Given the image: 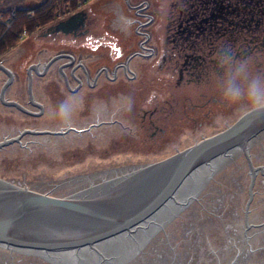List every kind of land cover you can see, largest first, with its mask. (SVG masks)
Here are the masks:
<instances>
[{
    "label": "water",
    "instance_id": "95a60500",
    "mask_svg": "<svg viewBox=\"0 0 264 264\" xmlns=\"http://www.w3.org/2000/svg\"><path fill=\"white\" fill-rule=\"evenodd\" d=\"M84 13L45 28L70 30ZM0 264H264V110L156 159L0 176Z\"/></svg>",
    "mask_w": 264,
    "mask_h": 264
},
{
    "label": "rangeland",
    "instance_id": "374dc122",
    "mask_svg": "<svg viewBox=\"0 0 264 264\" xmlns=\"http://www.w3.org/2000/svg\"><path fill=\"white\" fill-rule=\"evenodd\" d=\"M143 3L141 0H85L75 10L86 7L90 11L91 27L99 31L98 34L106 38L110 32L123 34L133 42L141 36V28L137 25L140 17L136 16V11ZM124 18L134 21L130 27ZM56 20L55 17L53 22ZM44 28L45 25L22 31L13 45L0 51V62L13 72L2 90V97L16 100L27 108L23 110L0 99V139L23 128L36 129L0 143V176L15 180L48 179L146 161L198 137L138 136L134 131L137 121L128 109L131 91L136 92L134 85L127 81L119 88L107 87L113 82L102 72L91 81L95 65L90 68L87 79L91 84H88L79 64L74 63L76 60L66 61V54L62 53L63 47H72L71 54L77 59L78 38L69 34L63 36L62 32L52 29L44 31ZM90 48L93 47L85 45L87 55L81 61H93L98 53L110 55L103 45L94 50ZM59 70L65 74L66 81ZM71 72L81 78L79 83ZM7 75L0 68V88ZM119 76L124 77L120 71L117 72ZM101 85L105 87L99 88ZM65 100L77 111L70 125L60 126L52 110ZM88 123L90 126L86 128ZM46 129L57 131L47 132ZM73 153L80 154L81 159L70 160Z\"/></svg>",
    "mask_w": 264,
    "mask_h": 264
},
{
    "label": "flooded vegetation",
    "instance_id": "af4514ba",
    "mask_svg": "<svg viewBox=\"0 0 264 264\" xmlns=\"http://www.w3.org/2000/svg\"><path fill=\"white\" fill-rule=\"evenodd\" d=\"M141 1L136 11L141 36L133 42L123 34H98L85 7L82 22L61 33L78 38L77 59L72 47H63L64 60H76L88 84L102 72L113 82L107 87L119 88L127 81L134 85L128 109L138 136H202L230 122L242 110L221 96L219 59L227 51L264 72V0ZM85 45L93 50L103 45L110 55L98 53L86 63L81 61ZM118 71L124 77H117ZM71 73L79 83L81 78Z\"/></svg>",
    "mask_w": 264,
    "mask_h": 264
},
{
    "label": "clouds",
    "instance_id": "9594fccd",
    "mask_svg": "<svg viewBox=\"0 0 264 264\" xmlns=\"http://www.w3.org/2000/svg\"><path fill=\"white\" fill-rule=\"evenodd\" d=\"M124 19L128 27L134 22L129 18ZM219 62L223 68L219 80L223 100L244 111L264 110V72L255 71L248 60H234L227 51L221 54ZM76 111L65 100L52 110V115L60 126H68L73 122Z\"/></svg>",
    "mask_w": 264,
    "mask_h": 264
},
{
    "label": "trees",
    "instance_id": "16d2710c",
    "mask_svg": "<svg viewBox=\"0 0 264 264\" xmlns=\"http://www.w3.org/2000/svg\"><path fill=\"white\" fill-rule=\"evenodd\" d=\"M84 2L85 0H0V51L13 45L22 31L49 25L57 16H54L55 11L57 14L69 13ZM69 159L75 161L81 159V155L73 153Z\"/></svg>",
    "mask_w": 264,
    "mask_h": 264
},
{
    "label": "bare ground",
    "instance_id": "6f19581e",
    "mask_svg": "<svg viewBox=\"0 0 264 264\" xmlns=\"http://www.w3.org/2000/svg\"><path fill=\"white\" fill-rule=\"evenodd\" d=\"M80 5L81 4H79L78 6H77V8L78 7H80ZM75 10V9H74ZM84 10V9H83ZM73 11V10H72ZM64 12H60V13H58L57 14V16H56V18L58 19V18H62V17H64V16H66L67 14H68V12L67 13H65V14H63ZM8 24H6V26H7ZM5 26V27H6ZM55 31H63L62 29H60V28H58V29H55ZM68 31V30H67ZM63 32H65V31H63ZM0 64H2L1 62H0ZM47 64V63H46ZM46 64H45V66H46ZM4 68H6L5 66H3ZM1 68V67H0ZM1 69H3V68H1ZM7 69V68H6ZM4 70V69H3ZM12 78V76H11V74H9L8 73V77H7V79H5L4 80V82H3V84H2V86H1V88H0V93L2 92V90L6 87V85L8 84V82L10 81V79ZM30 78H29V80H28V91H29V93H30ZM30 98H31V100H33L32 99V96H31V94H30ZM0 99L3 101V103H6V104H11V105H14V106H16V107H18V108H20V109H27V108H25L23 105H21L20 103H15V102H11V99H7V98H3L2 96H0ZM14 101H16V100H14ZM26 131H33V128H23V129H21V130H19L16 134H21L22 132H26ZM41 131V130H40ZM43 131H45V130H43ZM47 132H51L50 130H46ZM1 177H3V176H1ZM4 178H7V177H4ZM7 179H10V178H7Z\"/></svg>",
    "mask_w": 264,
    "mask_h": 264
},
{
    "label": "crops",
    "instance_id": "0c3cea01",
    "mask_svg": "<svg viewBox=\"0 0 264 264\" xmlns=\"http://www.w3.org/2000/svg\"><path fill=\"white\" fill-rule=\"evenodd\" d=\"M36 65V64H35Z\"/></svg>",
    "mask_w": 264,
    "mask_h": 264
}]
</instances>
